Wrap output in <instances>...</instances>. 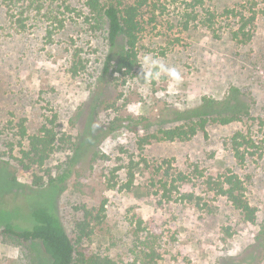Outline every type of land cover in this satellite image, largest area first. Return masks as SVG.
<instances>
[{
	"label": "rangeland",
	"instance_id": "rangeland-1",
	"mask_svg": "<svg viewBox=\"0 0 264 264\" xmlns=\"http://www.w3.org/2000/svg\"><path fill=\"white\" fill-rule=\"evenodd\" d=\"M87 1L66 0L67 10L58 8L63 0H48L46 9L66 18L58 28L37 11L23 27L17 22L22 9L10 15L0 0V151L15 157L0 167V231L8 224L32 229L31 212L46 206L87 257L107 255L119 264H264V0H205L196 8L185 0H149L140 14V61L151 54L175 67L180 80L162 75L147 82L140 64L127 76L104 74L106 30L81 15L89 12ZM207 101L216 107L206 108L212 116L205 131L188 140L141 142L160 127L191 124ZM233 113L230 123L215 120ZM126 116L151 125L138 134L117 121ZM23 118L29 135L45 125L57 133L44 169L57 173L73 161L63 186L35 187L33 172L44 171L17 164ZM112 121L120 129L104 136ZM238 131L255 140L250 151L256 154L247 153L245 162L235 156ZM229 169L246 183L254 222L208 188L206 179ZM179 173L187 179L173 180ZM166 182L178 190H165ZM87 210L93 234L78 242L76 222ZM42 251V241L0 234V264H53Z\"/></svg>",
	"mask_w": 264,
	"mask_h": 264
},
{
	"label": "trees",
	"instance_id": "trees-1",
	"mask_svg": "<svg viewBox=\"0 0 264 264\" xmlns=\"http://www.w3.org/2000/svg\"><path fill=\"white\" fill-rule=\"evenodd\" d=\"M48 0H2V4L7 7V12L14 15L12 10H20L21 18L17 22L21 23L24 27L23 21L28 19L31 12L37 11L39 14H44V17L50 24L58 23V28L65 27L66 18L60 19L58 14L53 10L46 9V2ZM186 3L192 8L202 7L205 0H185ZM66 0H63L61 5L71 10L69 5H65ZM149 0H138L134 3H126L123 0H88L87 6L89 7L88 14L79 13L83 15L87 22L94 23L95 27H102L106 30V41L108 46V54L104 64V74L107 75L112 71L120 72L123 75L134 74L139 67V36L142 31L140 24L141 9L144 5L148 4ZM62 12L57 10L56 12ZM26 14V16H23ZM241 19L245 20V16ZM255 16L249 18V22H253ZM246 24V23H245ZM104 26V27H103ZM242 28V27H241ZM49 32H52L50 30ZM251 37V35L249 36ZM200 111L195 112L196 120L191 124L180 125L171 128L160 127L158 133H152L146 137L141 138L143 144L150 143L155 140H188L195 136L199 131H205L207 124L210 121V115L207 109L216 107L211 101H207ZM213 103V104H212ZM207 108V109H206ZM218 116V115H217ZM224 124L236 120V113L221 115L215 117ZM117 121L124 122V126L132 128L136 133L144 128L147 129L151 125L145 118H133L126 116ZM27 119L23 118L19 123V135L21 144L22 157L16 160L19 166L24 170H31L32 166H37L44 171L43 174L33 172V185L35 187L51 186L54 189L63 186L65 182L73 175V161L70 167L61 169L59 172L54 173L52 169H44L45 164L49 161L51 155L57 147V133L53 128L45 125L39 133L29 135L26 127ZM127 122V123H126ZM121 124H116L115 121L111 122L108 130L104 131V136L112 134L120 129ZM21 140H28V148L24 147ZM233 145L235 148V156L239 161L245 162L247 160V153L254 156L256 152L250 151V148L255 146V140L245 134L243 131H238L232 137ZM244 148V150H242ZM79 149V145L77 147ZM13 150V149H11ZM12 152V151H11ZM15 158L13 153L7 151H0V167L9 165V159ZM134 169H141L140 164L136 163ZM134 176V172H131ZM187 176L184 173H179V176L173 180L185 181ZM12 180L16 181L14 173H12ZM208 188L214 191L219 196L226 197L229 202L244 215L247 221L254 222L256 220L257 209L252 206L251 202L247 199V187L244 179L235 171L229 169L218 177L212 175L206 179ZM128 187H130L128 185ZM178 186L172 184L168 187V182L164 184V189L167 191L178 190ZM185 198L194 200L196 197L193 193H186ZM200 205V203H198ZM89 211H86V219H81L76 222V231L78 242L83 239H88L93 234V228L87 220ZM36 222V225L30 230L19 231L12 224L6 225L0 234H7L17 237L25 242H33L35 240L42 241L45 251H42L43 258H48L53 261V264H119L115 259L110 256L91 255L86 256L84 252L78 251L73 238L66 231L62 221L54 212L46 206H39L34 209L30 216ZM141 223V221H140ZM41 246V245H40ZM156 255V253H153ZM152 255V256H153Z\"/></svg>",
	"mask_w": 264,
	"mask_h": 264
},
{
	"label": "clouds",
	"instance_id": "clouds-1",
	"mask_svg": "<svg viewBox=\"0 0 264 264\" xmlns=\"http://www.w3.org/2000/svg\"><path fill=\"white\" fill-rule=\"evenodd\" d=\"M139 64L142 66V76L146 82L152 79H159L162 75L177 81L180 80V73L175 67H169L151 54H145Z\"/></svg>",
	"mask_w": 264,
	"mask_h": 264
}]
</instances>
